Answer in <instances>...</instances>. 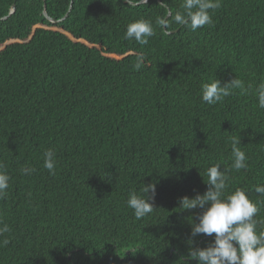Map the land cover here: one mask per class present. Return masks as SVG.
I'll return each instance as SVG.
<instances>
[{"label":"trees","instance_id":"obj_1","mask_svg":"<svg viewBox=\"0 0 264 264\" xmlns=\"http://www.w3.org/2000/svg\"><path fill=\"white\" fill-rule=\"evenodd\" d=\"M160 1L45 0L51 18L68 13L51 23L42 0H0V165L10 177L0 264H197L189 248L213 237H190L203 209L179 201L207 190L215 164L227 170L225 195L244 190L264 222V0H221L210 25L170 23V34L156 21L183 0ZM139 19L154 28L146 45L124 37ZM235 77L246 92L202 101L203 82ZM234 137L246 170L231 167ZM148 183L155 209L137 220L127 200Z\"/></svg>","mask_w":264,"mask_h":264},{"label":"clouds","instance_id":"obj_2","mask_svg":"<svg viewBox=\"0 0 264 264\" xmlns=\"http://www.w3.org/2000/svg\"><path fill=\"white\" fill-rule=\"evenodd\" d=\"M221 7V0H183V11H176L170 16H162L157 19V26L164 30L171 24L184 27L195 32L197 29L210 25L212 17L210 10ZM168 17V18H166ZM154 35L152 22L139 19L127 25L124 34L125 39L135 40L140 45H146L148 38ZM144 56L136 58L134 67L139 70L144 64ZM240 89L246 92L244 82L233 78L221 86L218 79L201 84V99L208 105H214L231 95L232 90ZM256 94L258 107L264 109V83L257 86ZM240 137L232 140L231 167L237 171L247 169V157L240 150ZM44 167L50 174H55V153L48 150L44 154ZM0 165V198L7 195L10 177L2 170ZM34 169L23 168L24 174H30ZM227 170H221L219 164L210 166L206 170L208 185L203 194H196L193 198L187 196L180 198L179 207L182 210L203 209L198 216V222L191 223L190 237L197 235L212 236V242L204 248H192L188 250V260H195L197 264H264V231H257L258 222L254 217L259 208L240 188L225 195L228 187ZM255 191L264 195V186H257ZM155 196V184H143L141 193L131 192L127 200V206L133 210L134 217L141 220L154 211L152 201ZM8 225L0 227V236L9 232ZM214 234V236H213ZM188 240L189 245L192 239ZM8 239L0 241V246L7 245ZM183 264L185 261L181 259Z\"/></svg>","mask_w":264,"mask_h":264},{"label":"water","instance_id":"obj_3","mask_svg":"<svg viewBox=\"0 0 264 264\" xmlns=\"http://www.w3.org/2000/svg\"><path fill=\"white\" fill-rule=\"evenodd\" d=\"M42 1H43V11H42V14H43V16H44L49 22H51V23H58V22L64 20V19L67 17L68 13L65 14V16H64L62 19H59V20H55V19L51 18L50 16H48V14H47V12H46V4H45V0H42ZM147 1H148V0H140L139 2H136V3H135V2H131V1H128V0H127V2H128L130 5H133V6H135V5H139V4H142V3H145V2H147ZM158 2H159V4H162L160 0H158ZM69 10H70V8H69ZM14 11H15V6L12 5L11 8H10V12H9L8 16H10ZM169 15H170V12L168 11L167 16H169ZM8 16L1 18V20L6 19ZM165 32H166L167 34H170V33H173L174 31H166V30H165Z\"/></svg>","mask_w":264,"mask_h":264}]
</instances>
